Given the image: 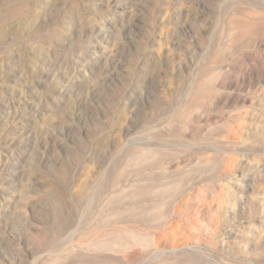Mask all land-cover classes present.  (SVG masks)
Segmentation results:
<instances>
[{
    "label": "rangeland",
    "instance_id": "obj_1",
    "mask_svg": "<svg viewBox=\"0 0 264 264\" xmlns=\"http://www.w3.org/2000/svg\"><path fill=\"white\" fill-rule=\"evenodd\" d=\"M0 264H264V0H0Z\"/></svg>",
    "mask_w": 264,
    "mask_h": 264
}]
</instances>
